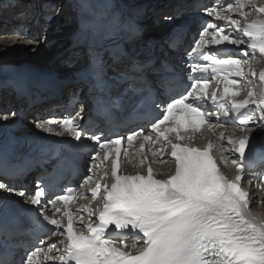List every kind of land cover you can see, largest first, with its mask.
<instances>
[{
    "label": "snow or ice",
    "instance_id": "1",
    "mask_svg": "<svg viewBox=\"0 0 264 264\" xmlns=\"http://www.w3.org/2000/svg\"><path fill=\"white\" fill-rule=\"evenodd\" d=\"M249 5L251 8L245 11ZM252 10L264 17V4L258 5L256 0H226L224 5L213 3L205 9L209 17L223 23L218 25L209 20L194 41L189 52L194 60L189 65L188 90L179 97H171L162 106L157 105L161 116L152 121L151 133L144 134L141 128L126 137L129 147L142 137L139 152L143 153L145 146L150 145L155 149L151 156L161 157V163L170 149L175 169L166 179L156 178L150 161L146 174L121 173V143L125 138L105 137L101 141L103 133H90L78 123V119H83L79 113L38 124L46 132H52L50 125L57 124L76 141H81L82 136L96 141L98 150L93 161L111 160L112 179L110 184L102 182L109 175L104 172L101 181L92 185L94 174L87 175L82 187L88 189L91 199L75 211L69 207L70 202L88 197L74 189H66L64 194L48 199L45 206L50 204L54 209L53 216L44 217L54 226L48 236L60 239L46 250L37 246L26 256V264H37L41 256L43 261L59 264H264V219L251 215L250 193L241 187L246 168L250 170L246 158L250 140L247 133L251 131L248 125L264 124V91L257 93L253 81L248 79L247 49L221 56L217 48L207 47L241 45L247 37L252 56L259 53L264 58V18L250 21ZM233 13H239L244 22L234 18ZM209 72L217 79L223 78V96H217L219 89L210 94L207 91L210 77L203 74ZM251 75L256 73L253 71ZM259 80L264 85V72L260 73ZM241 81H244L243 88ZM241 91H245L244 99H235ZM209 100L214 109L206 107ZM210 117H215L217 123L211 122ZM226 123L238 124L245 132L238 138L227 137L230 147L225 150L238 154L230 161L237 170L233 178L221 171L213 155L215 147H223L220 144L225 139L223 132L215 144L208 142L203 148L183 143L186 139L192 140V136L184 133L200 132L204 126L215 130ZM157 144L161 146L156 148ZM146 160L148 156H142L139 165L143 167ZM228 162L225 158L224 163ZM96 167L93 163L89 171L93 172ZM254 187H264V184ZM0 189L14 191L4 183H0ZM19 195L25 197V192L20 191ZM44 195L45 188L37 185L34 194L25 198L32 205H39ZM97 199L103 202L98 209H93L92 202ZM58 204L63 207H57ZM61 212L56 218L55 213ZM74 216L79 217L78 221ZM141 241L142 245L137 247ZM39 244H44L43 239ZM57 244L62 247L58 248ZM53 250L57 255H50Z\"/></svg>",
    "mask_w": 264,
    "mask_h": 264
},
{
    "label": "bare ground",
    "instance_id": "2",
    "mask_svg": "<svg viewBox=\"0 0 264 264\" xmlns=\"http://www.w3.org/2000/svg\"><path fill=\"white\" fill-rule=\"evenodd\" d=\"M15 1V0H12ZM169 0H152L150 1L145 8L136 9V5L138 3L145 4V0H106V3L104 6L101 7V15L103 17H108L109 13L107 11L108 6L111 2H115L117 5H122L127 7V13L128 15L133 19L132 21H136V25L139 27L144 28L143 34L140 39L134 40L132 43H130L128 46V49L130 50L129 53L132 56L139 57L141 49L146 48L149 44L151 45V49H154V52L157 53V49L161 47V45L156 44L153 40L150 39L151 34L154 33L151 30V26L153 25V22H149L150 19L153 20L155 17H159L161 14L163 15L166 11H169L172 9V6L168 4ZM53 3H56L59 5V9L54 12V6H50L47 2V0H38V9H31L30 5L26 6L21 4V7H8L9 10H13V13L10 15H7L8 17L6 20H2L0 23V31L3 29V27L9 26L13 29V31L8 33H0V104L1 106H5L4 104H7V102L12 99V82L15 80L12 79L10 76H6L5 72L8 66L14 63V55L17 52H22L23 54L26 52L31 53V57L34 58L37 56V58L43 57L44 60L39 62L42 64H45L44 61L53 59V60H61V62H71L74 60L75 62L81 60L80 57H77V55H72V38L75 37V31L77 28H79V23L81 22V11L83 6L86 5L85 0H55ZM56 9V8H55ZM67 12L68 18H62L60 16L59 20H54L50 24H55V22H59V24L62 25H68L65 29L62 31L64 33H58V35H50L55 36L57 40L54 42H51V39L44 37H39V35H34L27 37L24 34L22 36L15 38L14 30L16 28H20L22 26H25L27 24H30L31 22L27 21L29 17L30 20L33 18L38 17V22L35 27V33L41 32V28H39L40 31H38L39 25H45V22H41V19H45L46 17H51L52 19H55L57 14L60 12ZM43 13H45L44 18H41L43 16ZM116 16L124 15V14H114ZM5 16V15H4ZM172 13L164 14V17H171ZM51 19V20H52ZM75 22V28L69 33V36L65 38V34L67 32V29L70 27L72 23ZM3 25V26H1ZM54 26V25H53ZM33 25H31V31L33 30ZM30 28V27H29ZM9 30V28H7ZM69 30V29H68ZM40 34V33H39ZM63 41L64 44H59V42ZM68 42V46L65 45V43ZM47 45H50V48L47 49ZM43 47V48H42ZM132 50V51H131ZM150 51V48H149ZM22 53L19 55L21 58ZM37 54V55H36ZM46 54V55H43ZM19 58V57H18ZM64 59V60H63ZM18 60V59H17ZM56 62V61H55ZM59 62V61H58ZM48 64V63H47ZM261 67L263 66V62L260 64ZM66 66V65H65ZM38 68H43L42 66H37ZM76 72L74 68L68 70L67 72ZM45 73L42 74L41 77H49L51 75V71H44ZM54 74L60 75V72L53 71ZM70 74V73H69ZM63 75V74H61ZM68 73L66 75H63V77H68ZM227 134H232V131H228ZM215 140H217L215 138ZM225 149L220 148L219 146L216 147V154L218 158L221 160L223 165L227 168V164L224 163V160L226 158L224 154ZM229 153V152H228ZM129 168L138 169L139 167V159L135 155L134 158L129 161L128 163ZM167 168L160 167L158 168L159 172L165 173ZM258 177V174L255 175H248L246 177V180L244 182V185L246 186V190L250 193V198L252 199V206L249 209L252 216L257 217L259 219H264V195L257 193L255 191V188L253 187L252 183L248 184V181L250 178H253L254 180ZM252 193H255L256 195H252Z\"/></svg>",
    "mask_w": 264,
    "mask_h": 264
},
{
    "label": "rangeland",
    "instance_id": "3",
    "mask_svg": "<svg viewBox=\"0 0 264 264\" xmlns=\"http://www.w3.org/2000/svg\"><path fill=\"white\" fill-rule=\"evenodd\" d=\"M45 1V0H44ZM55 0H47V2H48V4L50 5V6H52V5H55L54 6V12H56L58 9H59V5L58 4H56V3H53ZM147 1H152V0H145V2H147ZM17 4H16V3ZM15 3V4H14ZM19 4V5H18ZM24 4L25 5V8H23L24 10L26 9V6L27 5H30V7H31V9H38L39 10V6H38V0H15V1H12V0H0V23H1V21L2 20H6V18L8 17L7 15H10V14H12L13 13V10H9V8L10 7H21L22 5ZM17 5V6H16ZM9 7V8H8ZM56 8V9H55ZM60 11V10H59ZM5 15V16H4ZM44 16H45V13H43V16L41 17V18H44ZM62 17V18H68V13L67 12H62V11H60V14H59V17ZM163 15L161 14L160 16H159V18L158 19H160L161 17H162ZM30 18H32V16L31 17H29V19L27 20V21H30ZM57 18V17H56ZM52 19V18H51ZM60 19V18H59ZM54 21V19L53 20H51L49 23H47V24H43V25H39L38 26V31H40L39 30V28H41V32H38V33H35L34 35H39V37H44V36H42L41 34L42 33H44L45 35H46V38H48V39H51V42H54L55 40H57V38L55 37V36H50V35H54V33H55V35H58V33H64L62 30L63 29H65L68 25H62V24H59V22H55V24H50L51 22H53ZM41 22L43 23V22H45V19L43 20V19H41ZM10 25H13V24H9V30H7V29H5L4 31H3V29H1V34L2 33H8V32H10V29L12 28H10ZM29 25L30 24H27L26 25V28L27 27H29ZM54 25V26H53ZM1 26H3V25H1ZM45 26V27H44ZM66 26V27H65ZM4 28V27H3ZM75 28V22L74 23H72L71 25H70V27L67 29V32H66V34H69V33H71V31L73 30ZM49 29V30H48ZM43 30V31H42ZM13 31V29H11V32ZM40 33V34H39ZM59 44L61 45V44H64L63 43V41H61V42H59ZM43 48V47H42ZM47 49H49L50 48V45H47V47H46ZM23 54V51L22 52H17L15 55H14V64L13 65H17V66H27V67H30V68H33V67H36L37 69H53V68H55V69H58L59 71H56V70H52L51 72H53V71H56V72H60V71H63L64 72V74L63 75H66V73H67V68H66V64L67 63H65L64 64V62H60V60H53V59H50V60H47V61H44L45 62V64H42V63H40L39 62V59H40V61H43L44 60V56L43 57H41V58H37V56H35L34 58H32L30 55H31V53L30 52H26V53H24L23 55H21V58H20V54ZM37 55V54H36ZM43 55H46V54H43ZM19 57V58H18ZM18 59V60H17ZM64 60V59H63ZM56 61V62H55ZM59 61V62H58ZM48 63V64H47ZM37 66H42L43 68H38ZM67 70V71H66ZM46 71H49V70H46ZM62 74V73H61Z\"/></svg>",
    "mask_w": 264,
    "mask_h": 264
},
{
    "label": "water",
    "instance_id": "4",
    "mask_svg": "<svg viewBox=\"0 0 264 264\" xmlns=\"http://www.w3.org/2000/svg\"><path fill=\"white\" fill-rule=\"evenodd\" d=\"M65 45L68 46V45H69L68 42H66ZM13 64H14V63H13ZM13 64H12L11 66L15 67V68H14V71L21 70V69H19V68H22V69H24V70H28V71L32 70L30 67H27V66H26V67H25V66H17V65H13ZM46 70H49V69H44V70H43V69H37V71H38L39 73L44 72V71H46Z\"/></svg>",
    "mask_w": 264,
    "mask_h": 264
},
{
    "label": "trees",
    "instance_id": "5",
    "mask_svg": "<svg viewBox=\"0 0 264 264\" xmlns=\"http://www.w3.org/2000/svg\"><path fill=\"white\" fill-rule=\"evenodd\" d=\"M68 36H69V34H65V38L68 37Z\"/></svg>",
    "mask_w": 264,
    "mask_h": 264
}]
</instances>
